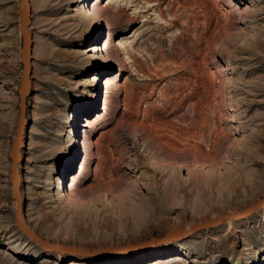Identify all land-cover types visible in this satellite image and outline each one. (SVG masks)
I'll return each instance as SVG.
<instances>
[{
  "label": "rangeland",
  "instance_id": "rangeland-1",
  "mask_svg": "<svg viewBox=\"0 0 264 264\" xmlns=\"http://www.w3.org/2000/svg\"><path fill=\"white\" fill-rule=\"evenodd\" d=\"M31 7L23 215L74 250L16 218L23 36L0 0V264H264V207L164 239L264 198V0Z\"/></svg>",
  "mask_w": 264,
  "mask_h": 264
},
{
  "label": "water",
  "instance_id": "water-1",
  "mask_svg": "<svg viewBox=\"0 0 264 264\" xmlns=\"http://www.w3.org/2000/svg\"><path fill=\"white\" fill-rule=\"evenodd\" d=\"M31 0H20V9H19V17H20V29L23 36V45L21 47V60L23 62V78L21 81L20 89H19V109H20V117L18 123V132L17 137L13 141L12 150L10 152V157L13 160V167L11 172V181L13 184V197L18 202V207L16 211V218L19 223L21 230L35 242L42 245L44 248L48 250H64L69 251L71 249L74 250L72 246L63 245L60 243H53L48 239L41 236L39 233L34 231L25 221L23 215V196L21 193V178L19 174V162L22 159L21 150L23 147L24 134L27 126V99L31 93V71H32V47H33V35L29 28L31 25ZM264 207V198L259 199L254 204L250 205L247 208L239 210L237 212H227L224 214H220L214 218H206L203 222L194 224L189 229H174L169 231L164 239H174L187 237L195 231L205 229L208 227H213L220 225L226 219H235L239 220L241 218H245L246 216L252 214L255 210L261 209ZM157 239V238H156Z\"/></svg>",
  "mask_w": 264,
  "mask_h": 264
},
{
  "label": "bare ground",
  "instance_id": "bare-ground-1",
  "mask_svg": "<svg viewBox=\"0 0 264 264\" xmlns=\"http://www.w3.org/2000/svg\"><path fill=\"white\" fill-rule=\"evenodd\" d=\"M89 50H92V49L90 48ZM91 96L93 97V95H91ZM27 194H28V192L25 193V196H26ZM27 197H28V196H27ZM173 242H175V241H173ZM173 242H170V244L173 243ZM167 245H168V243H167ZM36 246H39V245H36ZM260 252H261V251L256 250V255H257V256H260ZM248 264H256V263L254 262V260L250 259V260L248 261Z\"/></svg>",
  "mask_w": 264,
  "mask_h": 264
}]
</instances>
